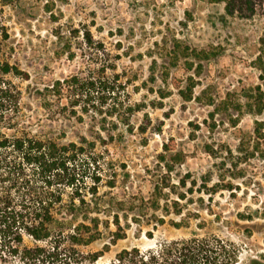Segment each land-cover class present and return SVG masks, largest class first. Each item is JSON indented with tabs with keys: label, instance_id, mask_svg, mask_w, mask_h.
<instances>
[{
	"label": "rangeland",
	"instance_id": "rangeland-1",
	"mask_svg": "<svg viewBox=\"0 0 264 264\" xmlns=\"http://www.w3.org/2000/svg\"><path fill=\"white\" fill-rule=\"evenodd\" d=\"M1 27L0 61L26 74L0 73L17 99L3 132L98 155L97 192L32 246L109 264L215 235L264 263V0H0Z\"/></svg>",
	"mask_w": 264,
	"mask_h": 264
},
{
	"label": "trees",
	"instance_id": "trees-1",
	"mask_svg": "<svg viewBox=\"0 0 264 264\" xmlns=\"http://www.w3.org/2000/svg\"><path fill=\"white\" fill-rule=\"evenodd\" d=\"M86 34L90 39L89 33ZM7 38L6 30L1 27L0 41ZM0 73L26 76L6 61H0ZM70 80L74 83L75 78ZM88 86L94 87V81H81L80 88L87 89ZM12 91L10 84L0 78V122L11 121L9 112H15L17 108L16 95ZM259 102L258 110L262 105ZM4 123L7 124L5 127L0 125V264H58L60 239L54 240L48 248L32 246V239L51 240L53 226L65 222L56 214L73 213L77 203L84 202L85 194L97 192L100 175L96 172L98 155L93 149L94 143L83 140L58 144L27 134L8 135L3 128H11L12 123ZM254 132L257 138L264 137L259 128ZM88 177L90 185L86 182ZM67 189L69 204L64 203ZM61 231H58V238ZM148 235L152 236L150 232ZM71 238L77 243L90 241L75 234H71ZM26 239L31 240L30 245L25 243ZM99 254L93 253L91 258L95 259ZM109 264L264 263L255 258L244 260L238 246L231 241L215 235H193L165 240L147 249L122 248Z\"/></svg>",
	"mask_w": 264,
	"mask_h": 264
}]
</instances>
